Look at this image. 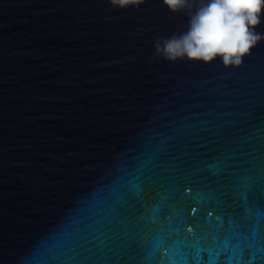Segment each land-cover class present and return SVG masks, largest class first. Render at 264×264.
I'll return each instance as SVG.
<instances>
[{
    "label": "water",
    "instance_id": "1",
    "mask_svg": "<svg viewBox=\"0 0 264 264\" xmlns=\"http://www.w3.org/2000/svg\"><path fill=\"white\" fill-rule=\"evenodd\" d=\"M188 20L0 0V264H264V40L155 56Z\"/></svg>",
    "mask_w": 264,
    "mask_h": 264
},
{
    "label": "clouds",
    "instance_id": "2",
    "mask_svg": "<svg viewBox=\"0 0 264 264\" xmlns=\"http://www.w3.org/2000/svg\"><path fill=\"white\" fill-rule=\"evenodd\" d=\"M145 0H110L114 8L139 9ZM177 13L187 10L188 28L179 35L157 40L154 55L175 63L180 60L210 64L217 59L225 67L240 66L244 57L262 40L256 29L262 23L264 0H163Z\"/></svg>",
    "mask_w": 264,
    "mask_h": 264
}]
</instances>
